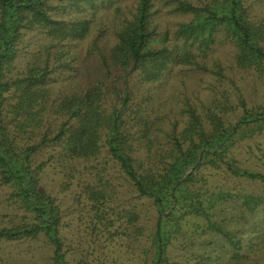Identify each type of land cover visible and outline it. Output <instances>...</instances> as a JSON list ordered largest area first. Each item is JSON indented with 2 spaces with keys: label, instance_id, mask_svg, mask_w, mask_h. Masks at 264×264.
<instances>
[{
  "label": "trees",
  "instance_id": "trees-1",
  "mask_svg": "<svg viewBox=\"0 0 264 264\" xmlns=\"http://www.w3.org/2000/svg\"><path fill=\"white\" fill-rule=\"evenodd\" d=\"M156 1L137 0L131 15L120 16L115 42L100 50L97 75L87 86L55 93L52 83L58 68L69 64L55 66L52 57L61 58L64 47L86 39L91 48L99 46L91 18L65 16L117 1L0 0V186L23 212L19 222L0 228V240L44 236L52 248V264H72L61 236L62 210L41 184L45 163L37 164V159L52 149L66 160L89 162L106 150L122 181L116 185L102 177L86 190L102 206L120 192L150 202L154 223L140 253L143 264H181L169 249L180 237L192 242L193 234L217 235L233 247V257L239 256V221L259 223L264 206V153H254L243 163L232 149L240 138L264 133V106L250 107L237 90L223 89L204 114L187 105L186 123L178 131L175 126L165 129L161 119L133 104L138 105L140 87L161 81L181 65L223 77L221 65H209L207 58L215 46L225 43L232 44L239 69L264 78V22L253 18L248 0H171V11L182 20L175 29L161 32ZM115 11H121L119 3ZM32 34L42 37L41 46L14 73L21 45ZM232 114H239L234 126L229 124ZM201 151L198 166L181 180ZM206 165L226 184H237L208 186L206 177H198ZM121 214L126 218L123 236L134 228L136 239H141L150 219L140 205L123 208Z\"/></svg>",
  "mask_w": 264,
  "mask_h": 264
},
{
  "label": "rangeland",
  "instance_id": "rangeland-1",
  "mask_svg": "<svg viewBox=\"0 0 264 264\" xmlns=\"http://www.w3.org/2000/svg\"><path fill=\"white\" fill-rule=\"evenodd\" d=\"M116 1L114 4L98 5L104 7L97 9L86 7L74 10L65 16L73 19L91 18L98 31L99 46L98 49L91 48L90 40L86 39L64 47L65 52L61 58L52 57V64L55 66L64 62L69 64L67 68H58L52 83L55 93L79 90L97 75L100 50L106 51L114 44L120 16L131 15L135 11L137 0ZM189 1L197 3L201 0ZM118 3L121 5L120 12L115 11ZM171 3V0L156 1V19L161 32L175 29L182 20L171 11ZM248 6L253 18L264 22V0H248ZM42 40L38 34L26 37L21 45L14 73L23 69L32 53L40 48ZM210 54L207 63L213 65L217 61L223 69V77L194 65L175 67L161 81L140 87L136 95L138 105L133 104V108H146L152 117L162 120L165 129L172 130L175 126L179 131L187 120L184 114L187 105H192L199 113L204 114L213 99L221 97L223 89L233 93L237 90L250 107L264 106V78L235 65L232 44L217 45ZM233 99L237 102L235 95ZM238 117L239 114H232L229 124L234 126ZM232 150L233 155L243 163H249L252 154H261V151L264 153V133L254 138H240ZM106 155V150H103L99 159L84 162L66 160L52 149L43 151L37 159V164L45 163L41 184L57 199L62 210L61 236L72 264H143L145 256L140 253L143 246L148 245L147 234L154 223L150 202L139 201L136 194L120 192L111 203L102 206L98 201L92 200L86 190L88 184L96 183L102 177L112 179L116 185H120L122 179L118 177V166L114 161L108 160ZM198 177H206L210 187L237 184H226L224 177L208 165L200 170ZM242 187L260 191L252 185ZM135 204L140 205L150 219L145 222L146 231L141 239H136L134 228L128 230L127 236H123L126 233L123 227L126 218L122 217L121 210ZM22 215L23 212L8 201V190L0 186V228L19 222ZM257 220L259 223L252 220L253 225H247L245 220L239 221L240 230L237 234L241 237L243 248L236 258L233 257V247L213 234L190 235L192 242L183 241L180 237L179 241H173L168 253L174 261L181 264H264V223H261L264 220V206L260 209ZM256 228L261 231L257 232ZM192 230L188 228V233H192ZM51 256L52 248L44 236L22 241L0 240V264H52Z\"/></svg>",
  "mask_w": 264,
  "mask_h": 264
},
{
  "label": "water",
  "instance_id": "water-1",
  "mask_svg": "<svg viewBox=\"0 0 264 264\" xmlns=\"http://www.w3.org/2000/svg\"><path fill=\"white\" fill-rule=\"evenodd\" d=\"M203 154H204V151H201V153H200V155H199V157H198V159H197V161H196V164H195L193 167H191V168H190V169H189V170L183 175V177H182L181 180H183V179H184L189 173H191L192 171L195 170V168H196V167L198 166V164L200 163Z\"/></svg>",
  "mask_w": 264,
  "mask_h": 264
}]
</instances>
